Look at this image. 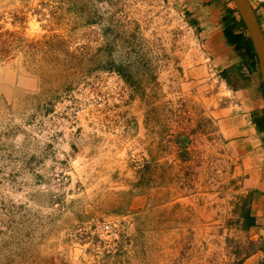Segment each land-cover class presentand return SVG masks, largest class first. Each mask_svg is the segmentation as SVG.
<instances>
[{"label": "rangeland", "instance_id": "rangeland-1", "mask_svg": "<svg viewBox=\"0 0 264 264\" xmlns=\"http://www.w3.org/2000/svg\"><path fill=\"white\" fill-rule=\"evenodd\" d=\"M250 1L264 32V0ZM181 10L0 0V264L264 254L251 225L264 132L257 146L233 145L242 103L264 115L262 72L228 42L234 61L216 66Z\"/></svg>", "mask_w": 264, "mask_h": 264}, {"label": "crops", "instance_id": "crops-1", "mask_svg": "<svg viewBox=\"0 0 264 264\" xmlns=\"http://www.w3.org/2000/svg\"><path fill=\"white\" fill-rule=\"evenodd\" d=\"M182 10V14L190 23V26L200 31L204 43L214 55L216 66L223 68L234 61V55L227 48V41L223 36L222 14L225 0H172ZM180 11V10H179ZM241 111L234 116L237 121L235 127L236 139L233 145L246 149L250 146H257L254 138L257 128L254 123V115L246 110V103H242ZM246 151V150H245ZM253 193L251 215L254 218L253 229L261 236H264V178L259 177ZM253 258V260H252ZM244 264H264V254H256Z\"/></svg>", "mask_w": 264, "mask_h": 264}, {"label": "trees", "instance_id": "trees-1", "mask_svg": "<svg viewBox=\"0 0 264 264\" xmlns=\"http://www.w3.org/2000/svg\"><path fill=\"white\" fill-rule=\"evenodd\" d=\"M226 12L227 14L224 17V22L226 23L223 32L227 42L242 55L245 62L248 63L251 72L255 70L258 71V57L243 20L241 17L238 18L235 16V13H237L236 9L229 8ZM224 76H227V73H224ZM254 123L259 131L264 132V115L261 117H254ZM251 219V225L253 226L254 218L251 217Z\"/></svg>", "mask_w": 264, "mask_h": 264}, {"label": "water", "instance_id": "water-1", "mask_svg": "<svg viewBox=\"0 0 264 264\" xmlns=\"http://www.w3.org/2000/svg\"><path fill=\"white\" fill-rule=\"evenodd\" d=\"M243 20L248 35L256 51L259 70L262 72L264 83V32L262 30L258 15L250 0H232Z\"/></svg>", "mask_w": 264, "mask_h": 264}, {"label": "built area", "instance_id": "built-area-1", "mask_svg": "<svg viewBox=\"0 0 264 264\" xmlns=\"http://www.w3.org/2000/svg\"><path fill=\"white\" fill-rule=\"evenodd\" d=\"M109 228V227H108Z\"/></svg>", "mask_w": 264, "mask_h": 264}]
</instances>
